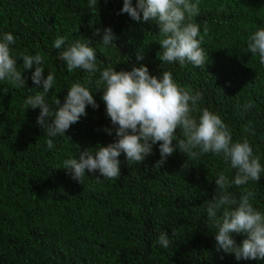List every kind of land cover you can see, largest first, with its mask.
Wrapping results in <instances>:
<instances>
[{
  "label": "trees",
  "instance_id": "trees-1",
  "mask_svg": "<svg viewBox=\"0 0 264 264\" xmlns=\"http://www.w3.org/2000/svg\"><path fill=\"white\" fill-rule=\"evenodd\" d=\"M122 6L123 0H0V31L17 38L15 55L39 53L45 77L48 71L55 73L56 86L46 97L50 104L53 95L63 103L67 88L84 76L67 72L56 59L53 41L58 36L66 37V44L88 39L105 66L118 59L116 71L141 64L152 75L170 71L181 86L200 91V107L219 114L234 140L247 135L264 163V65L247 50L248 36L264 27V0H199L200 15L194 19L209 53L201 68L162 63L155 41L158 26L121 14ZM104 28L116 35L118 52L99 51L95 33ZM17 67L22 69L19 59ZM32 71L21 73L24 88L0 82V264H264L237 262L216 251L215 229L205 209L216 192L215 174L224 170L230 179L234 175L220 157L193 159L175 151L157 168V144L140 165L128 164L122 154L115 180L98 172L82 183L73 180L60 168L63 160L114 139V132L103 130L112 125L102 90L92 93L98 108L88 106L86 116L65 137L55 138V150L48 151L47 133L36 124L40 110L24 106L27 96L42 90L33 89ZM245 104L252 107L242 112ZM249 122L254 134L243 131ZM248 187L256 194L255 206L264 210V177ZM230 191L239 197L241 190L233 186ZM162 231L172 239L167 249L156 243ZM233 238L240 243L246 234L234 233Z\"/></svg>",
  "mask_w": 264,
  "mask_h": 264
},
{
  "label": "clouds",
  "instance_id": "clouds-1",
  "mask_svg": "<svg viewBox=\"0 0 264 264\" xmlns=\"http://www.w3.org/2000/svg\"><path fill=\"white\" fill-rule=\"evenodd\" d=\"M96 2L90 0L92 4ZM120 13L128 14L134 21H151L158 26L155 41L161 48L162 63L201 68L208 62L209 53L202 47L204 35L194 19L200 15L199 0H136L135 6L132 0H123ZM95 34L100 36V52L116 49L117 37L111 28H104L102 33L98 29ZM66 39L58 36L53 41L52 47L58 50L56 59L63 62L68 73L79 71L84 76L67 88L63 103L53 95L50 104L46 97L56 86L55 73L48 71L45 77L44 57L39 53L15 55L12 46L17 38L12 32L0 31V82L24 88L26 78L22 77V71L34 69L28 77L36 86L33 89L42 86L41 91L26 97L24 106L40 110L36 124L47 133L46 150H55V138L65 137L70 126L86 116L88 106L98 108L92 93L102 90L101 99L112 125L103 130L108 135L114 132L113 141L85 148L75 158L64 159L60 168L79 183L86 175L97 172L104 179L115 180L120 176L122 154L128 164L140 165L153 154V146L157 144L160 156L155 163L157 168L175 151L193 159L208 154L220 157L234 175L230 179L224 170L215 174L216 192L205 209L208 224L215 229L216 251L233 255L237 262L264 260V210L255 206L256 194L248 187L264 177V163L247 135L234 140L219 114L200 107L202 93L181 86L172 72L152 75L143 64L133 66L130 71H116L113 65L118 59L108 66L98 62L97 48L90 40L77 39L66 44ZM247 50L264 65V27L248 36ZM18 59L22 61L21 70L17 67ZM136 59L142 60L143 56L137 55ZM251 107L242 105V112ZM243 131L254 134L251 122ZM233 186L241 190L239 197L230 191ZM234 233L246 234V238L237 243ZM156 243L167 249L172 239L162 231Z\"/></svg>",
  "mask_w": 264,
  "mask_h": 264
}]
</instances>
